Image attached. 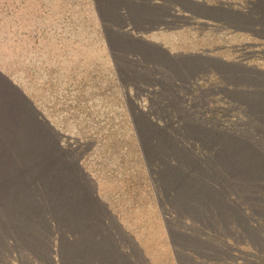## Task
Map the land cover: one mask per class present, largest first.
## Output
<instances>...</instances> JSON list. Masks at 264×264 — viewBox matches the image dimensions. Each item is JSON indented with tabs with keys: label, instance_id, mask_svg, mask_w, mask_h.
<instances>
[{
	"label": "rangeland",
	"instance_id": "374dc122",
	"mask_svg": "<svg viewBox=\"0 0 264 264\" xmlns=\"http://www.w3.org/2000/svg\"><path fill=\"white\" fill-rule=\"evenodd\" d=\"M0 264H264V0H0Z\"/></svg>",
	"mask_w": 264,
	"mask_h": 264
},
{
	"label": "crops",
	"instance_id": "0c3cea01",
	"mask_svg": "<svg viewBox=\"0 0 264 264\" xmlns=\"http://www.w3.org/2000/svg\"><path fill=\"white\" fill-rule=\"evenodd\" d=\"M101 234V233H100ZM113 244L117 245V246H120L119 244H117L115 241H113ZM114 246V245H113ZM112 244H111V247H113Z\"/></svg>",
	"mask_w": 264,
	"mask_h": 264
}]
</instances>
